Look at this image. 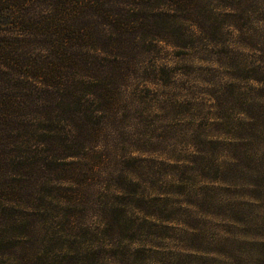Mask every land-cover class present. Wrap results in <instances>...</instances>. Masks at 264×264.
I'll use <instances>...</instances> for the list:
<instances>
[{
	"label": "trees",
	"instance_id": "obj_1",
	"mask_svg": "<svg viewBox=\"0 0 264 264\" xmlns=\"http://www.w3.org/2000/svg\"><path fill=\"white\" fill-rule=\"evenodd\" d=\"M253 13L264 27V0H0V264H43L51 252V264H97L58 246L86 244L81 218L94 207L104 244H139L144 220L131 212L148 210L126 187L146 160L113 142L124 143L141 90L165 85L166 48L196 50L263 97ZM109 162L126 183L91 205L95 168ZM97 188L99 200L108 190Z\"/></svg>",
	"mask_w": 264,
	"mask_h": 264
},
{
	"label": "rangeland",
	"instance_id": "obj_2",
	"mask_svg": "<svg viewBox=\"0 0 264 264\" xmlns=\"http://www.w3.org/2000/svg\"><path fill=\"white\" fill-rule=\"evenodd\" d=\"M253 14L246 24L256 28L255 54L249 56L263 78L264 27ZM234 41L219 44L230 48ZM163 51L165 85L141 90L124 143L113 142L118 152L124 148L146 160L135 171L139 185L126 187L147 206L146 216L130 211L144 220L139 229L145 236H135L139 244H104L94 207L81 218L78 241L86 244L58 246L97 264L111 262L109 256L126 264H264V96L250 92L253 82L230 77L196 50ZM113 169L111 162L95 168L91 182L97 187L104 182L108 192L97 200L99 189L92 187L91 205L110 202L112 190L126 183L108 174ZM43 258L51 264L59 256L51 252Z\"/></svg>",
	"mask_w": 264,
	"mask_h": 264
}]
</instances>
